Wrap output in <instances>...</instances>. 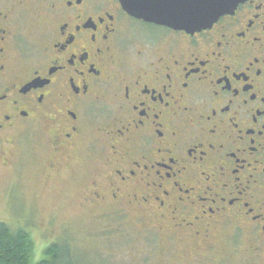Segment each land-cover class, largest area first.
I'll return each instance as SVG.
<instances>
[{"label":"flooded vegetation","instance_id":"af4514ba","mask_svg":"<svg viewBox=\"0 0 264 264\" xmlns=\"http://www.w3.org/2000/svg\"><path fill=\"white\" fill-rule=\"evenodd\" d=\"M19 144L97 218L264 256V0L193 32L119 0H0L2 164Z\"/></svg>","mask_w":264,"mask_h":264},{"label":"rangeland","instance_id":"374dc122","mask_svg":"<svg viewBox=\"0 0 264 264\" xmlns=\"http://www.w3.org/2000/svg\"><path fill=\"white\" fill-rule=\"evenodd\" d=\"M30 137L33 147L40 134L32 132ZM13 153L6 165L0 158V222L11 230L29 233L34 244L33 261L58 243L60 264H264V256L245 250L244 239L240 252H184L185 247L178 242L169 246L160 239L146 238L144 231L137 234L139 224L128 225L133 217L126 218V224L112 220L110 215L97 218L90 208L77 204V197L70 192L73 184H59L63 182L60 174L48 184L44 182L46 175L30 164L37 155L34 150L19 144Z\"/></svg>","mask_w":264,"mask_h":264},{"label":"water","instance_id":"95a60500","mask_svg":"<svg viewBox=\"0 0 264 264\" xmlns=\"http://www.w3.org/2000/svg\"><path fill=\"white\" fill-rule=\"evenodd\" d=\"M244 0H119L132 17L173 30L193 32L210 26Z\"/></svg>","mask_w":264,"mask_h":264},{"label":"trees","instance_id":"16d2710c","mask_svg":"<svg viewBox=\"0 0 264 264\" xmlns=\"http://www.w3.org/2000/svg\"><path fill=\"white\" fill-rule=\"evenodd\" d=\"M61 244L53 243L33 261L34 244L24 229L11 230L0 222V264H60Z\"/></svg>","mask_w":264,"mask_h":264}]
</instances>
